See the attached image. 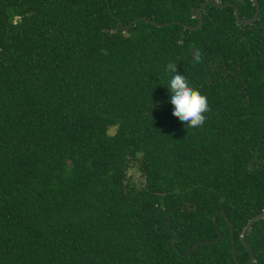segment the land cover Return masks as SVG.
<instances>
[{"label": "trees", "instance_id": "16d2710c", "mask_svg": "<svg viewBox=\"0 0 264 264\" xmlns=\"http://www.w3.org/2000/svg\"><path fill=\"white\" fill-rule=\"evenodd\" d=\"M206 1L255 13L252 0H0V264H236L224 215L248 263L264 0L249 25L209 4L184 27ZM169 62L207 97L202 127L172 114ZM246 241L264 264V219Z\"/></svg>", "mask_w": 264, "mask_h": 264}, {"label": "clouds", "instance_id": "9594fccd", "mask_svg": "<svg viewBox=\"0 0 264 264\" xmlns=\"http://www.w3.org/2000/svg\"><path fill=\"white\" fill-rule=\"evenodd\" d=\"M191 62L193 64L203 62V55L198 48L192 49ZM166 73L169 77L167 89L172 105V114L184 122L187 128L202 127L206 120L205 113L210 110L207 97L191 87L188 79L178 73L177 63L169 62L166 65Z\"/></svg>", "mask_w": 264, "mask_h": 264}, {"label": "water", "instance_id": "95a60500", "mask_svg": "<svg viewBox=\"0 0 264 264\" xmlns=\"http://www.w3.org/2000/svg\"><path fill=\"white\" fill-rule=\"evenodd\" d=\"M252 3L254 5V7H255L254 15L250 19H243V18L240 17L238 7L235 4H232V3L220 4V3H217V2H213V1H206L200 7L194 8L192 10V16L194 18H198L200 20L199 25L195 26V27L187 26V25H184V24H182V25L184 27H186L187 29L191 30V31H195V30L200 29L202 24H203V20L201 19L200 16L197 15V12L203 10L209 4H212V5H214L215 7H218V8H225V7H228V6H232L234 8V15H235V18H236L237 26L242 27L244 25H249V24L255 22L258 19L259 14H260V5H259L258 0H252ZM139 20H143V21L148 22L150 24H153V25H155L157 27H161V26H165V25H169L170 24V23H166V24L161 25V24H157L154 21H151V20H148V19H139ZM131 24H129L128 27ZM224 218L227 220V222L229 223V225L231 227L233 259L236 262V264H239L238 261H237V258H236V253H235V242H234V238H233V228H232L231 222L229 221L227 216L224 215ZM262 219H264V210L261 213H259L258 215L254 216L252 219H250L248 221V223L246 224V226L242 230L240 238H241L243 246L246 248V250L248 251V253L250 255V258H249V261H248L247 264H252V262H253V252H252L249 244L246 241V236H247L248 232L251 230L252 226L256 222H258V221H260ZM214 222H215V218H214ZM208 243H210V242L203 241V242L197 243V244H195L194 247H192V249L189 252L193 251L199 244H208Z\"/></svg>", "mask_w": 264, "mask_h": 264}, {"label": "rangeland", "instance_id": "374dc122", "mask_svg": "<svg viewBox=\"0 0 264 264\" xmlns=\"http://www.w3.org/2000/svg\"><path fill=\"white\" fill-rule=\"evenodd\" d=\"M109 133L113 134L114 133V128H110L109 129ZM128 175L135 181V182H139L141 179L139 177V174L136 170V168L132 167L129 171H128Z\"/></svg>", "mask_w": 264, "mask_h": 264}]
</instances>
